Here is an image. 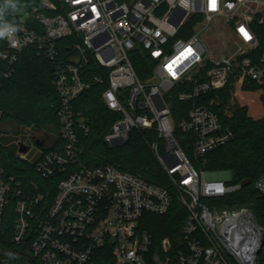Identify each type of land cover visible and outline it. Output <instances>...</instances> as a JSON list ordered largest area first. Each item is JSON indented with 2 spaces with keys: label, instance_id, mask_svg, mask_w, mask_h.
<instances>
[{
  "label": "built area",
  "instance_id": "1",
  "mask_svg": "<svg viewBox=\"0 0 264 264\" xmlns=\"http://www.w3.org/2000/svg\"><path fill=\"white\" fill-rule=\"evenodd\" d=\"M213 23L219 41H227L217 55L205 41ZM259 25H264V0H215L214 7L211 0H35L12 25L17 31L0 38L5 47L0 60L7 64L0 78L12 74L28 47L55 63L58 148L41 150L35 165L45 178L62 176L50 202L42 193L18 200L15 241L30 238L29 252L42 264H256L259 232L252 213L206 202L236 192L241 184H231L232 175L197 169L190 156L204 157L235 138L211 108L214 100L201 98L223 88L234 73L241 81L264 84ZM64 46L69 48L65 57ZM137 62L146 77L139 75ZM92 84L104 87L102 100L118 115L104 140L121 146L135 129L154 130L162 145L153 148L168 186L81 158L79 133L89 128L74 101ZM178 88L179 99L193 103L176 121L168 97ZM38 138L43 139L33 137L34 144ZM21 143L28 145L19 140L18 150ZM53 145L54 139L44 144ZM31 149L19 155L37 157H29ZM255 188L264 194V174ZM11 192L0 171V223ZM175 200L188 211L183 247L173 250L168 237L156 247L142 228L143 216L163 215Z\"/></svg>",
  "mask_w": 264,
  "mask_h": 264
},
{
  "label": "trees",
  "instance_id": "2",
  "mask_svg": "<svg viewBox=\"0 0 264 264\" xmlns=\"http://www.w3.org/2000/svg\"><path fill=\"white\" fill-rule=\"evenodd\" d=\"M15 2L17 9L5 10L0 26L18 24L23 12L35 0ZM2 3L3 0H0ZM257 29L260 39L258 51L261 53L264 52V25H259ZM67 47L64 46L61 56H66L69 51ZM3 48L0 41V50ZM136 67L141 77L147 76L140 62H137ZM0 68H7V64L0 60ZM54 71L55 63L50 58L39 54L36 47H28L20 54L12 74L0 78L1 135L13 130L17 133L16 128L21 126L31 127L35 132L49 131L54 145L40 149L47 152L58 148V140L54 136L59 130L60 97L53 84ZM88 77L91 78V75ZM103 89L101 85L92 84L74 101L76 114L85 119L89 128V132L79 133V142L84 149L81 158L91 164L111 163L138 173L151 183L168 186L169 177L154 152L156 142L162 145L154 130L135 129L129 140L121 146H111L104 140L118 115L105 106ZM180 90H174L168 97L176 121L187 116L193 103L192 100H180L177 96ZM206 98L214 100L211 108L219 115L221 122L234 131L235 138L204 157H190L197 169L208 172L230 171V183L241 184L236 192L216 200L207 198L206 202L211 204L217 201L229 209L247 208L264 229V194L255 188V181L264 174V84L241 81L239 74L234 73L223 88L209 93L201 101ZM5 127L11 130L4 132ZM40 155L27 160L17 154L15 145L6 146L0 142V171L10 181L12 188L0 223V264H42L29 252L30 238L21 243L14 239L18 200L42 193L46 194L50 202L56 192V183L62 176L57 172L53 177L45 178L38 173L35 162ZM187 216V209L175 200L163 215L145 213L142 228L152 234L156 247L168 237L173 250H177L183 247V227ZM258 264H264L263 252L258 256Z\"/></svg>",
  "mask_w": 264,
  "mask_h": 264
},
{
  "label": "rangeland",
  "instance_id": "3",
  "mask_svg": "<svg viewBox=\"0 0 264 264\" xmlns=\"http://www.w3.org/2000/svg\"><path fill=\"white\" fill-rule=\"evenodd\" d=\"M205 41L207 42L209 48H210V52L212 53V55H217L219 54V52H222L226 46L227 41H219V37H218V24H214L211 26V28L209 29V32L206 34L205 36ZM223 42V43H222ZM224 48V49H223ZM231 50H229L230 52ZM233 52V49H232ZM18 130L17 133L13 131L7 133V134H2L0 136V142L4 143V145L8 146H13L15 145L17 147V154L19 155V150H18V145L17 142L19 140H22L23 142L27 143L28 145L32 146V149L30 151L29 157H31L33 154H40L41 153V149L40 147L36 146L33 142V137L38 136L41 138H45L47 142H49L50 140H52V133L49 131H44V132H33V130H27L24 126H21L20 128H16ZM210 175H216V176H220V177H225V176H230L232 175L230 171H216V172H210ZM209 205H216V203H209ZM218 208L220 210H224L227 209L229 210V208L227 207H223L221 204L218 205ZM242 209V208H240ZM246 210H248L249 212H251V210L245 208ZM253 215V214H252ZM256 221V220H255ZM256 264H258V257L256 260Z\"/></svg>",
  "mask_w": 264,
  "mask_h": 264
},
{
  "label": "water",
  "instance_id": "4",
  "mask_svg": "<svg viewBox=\"0 0 264 264\" xmlns=\"http://www.w3.org/2000/svg\"><path fill=\"white\" fill-rule=\"evenodd\" d=\"M0 135H1V131H0ZM45 142H46L45 138L44 139L38 138V139H36L35 144L38 147H43ZM29 149H30V146L22 144V143L20 144V149H19L20 152L26 153V152H28ZM252 222L254 224L255 230L259 232V243H258L256 250H255V255H256V257H258L259 254H261L263 249H264V229L262 227L258 226V224L256 223V221L254 219H252ZM243 264H246V263H243Z\"/></svg>",
  "mask_w": 264,
  "mask_h": 264
},
{
  "label": "clouds",
  "instance_id": "5",
  "mask_svg": "<svg viewBox=\"0 0 264 264\" xmlns=\"http://www.w3.org/2000/svg\"><path fill=\"white\" fill-rule=\"evenodd\" d=\"M9 8L13 10L17 9V3L15 2V0H3V3L0 4V20H2L5 10ZM16 31L17 28L15 26L7 25V24L2 25L0 26V38H3L5 36H11Z\"/></svg>",
  "mask_w": 264,
  "mask_h": 264
},
{
  "label": "snow or ice",
  "instance_id": "6",
  "mask_svg": "<svg viewBox=\"0 0 264 264\" xmlns=\"http://www.w3.org/2000/svg\"><path fill=\"white\" fill-rule=\"evenodd\" d=\"M211 2H212V6L214 7L215 6V0H211ZM241 32L245 35L246 39L251 38L250 36H248V34L243 29H241ZM189 51H191V50H189Z\"/></svg>",
  "mask_w": 264,
  "mask_h": 264
},
{
  "label": "bare ground",
  "instance_id": "7",
  "mask_svg": "<svg viewBox=\"0 0 264 264\" xmlns=\"http://www.w3.org/2000/svg\"><path fill=\"white\" fill-rule=\"evenodd\" d=\"M246 228H247V226H245V227L242 228L244 230V232H243L244 233V236L246 235V233H248V229H246ZM248 254H250V248H249Z\"/></svg>",
  "mask_w": 264,
  "mask_h": 264
},
{
  "label": "flooded vegetation",
  "instance_id": "8",
  "mask_svg": "<svg viewBox=\"0 0 264 264\" xmlns=\"http://www.w3.org/2000/svg\"><path fill=\"white\" fill-rule=\"evenodd\" d=\"M11 129L9 128V127H5V129H4V132H6V131H10ZM34 141H36V139H34Z\"/></svg>",
  "mask_w": 264,
  "mask_h": 264
}]
</instances>
